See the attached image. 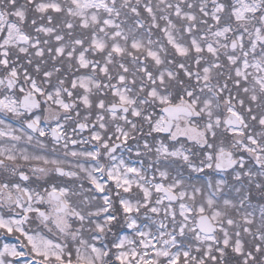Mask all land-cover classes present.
Listing matches in <instances>:
<instances>
[{"label":"snow or ice","instance_id":"obj_1","mask_svg":"<svg viewBox=\"0 0 264 264\" xmlns=\"http://www.w3.org/2000/svg\"><path fill=\"white\" fill-rule=\"evenodd\" d=\"M0 264H264V0H0Z\"/></svg>","mask_w":264,"mask_h":264}]
</instances>
